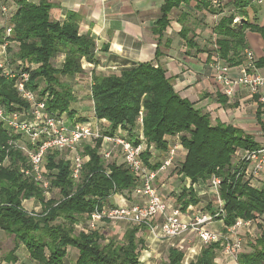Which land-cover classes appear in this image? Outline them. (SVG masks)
Masks as SVG:
<instances>
[{
  "label": "trees",
  "instance_id": "16d2710c",
  "mask_svg": "<svg viewBox=\"0 0 264 264\" xmlns=\"http://www.w3.org/2000/svg\"><path fill=\"white\" fill-rule=\"evenodd\" d=\"M188 1L164 0L152 28L153 34L160 39L169 25L170 11ZM197 1L203 9L215 14L210 0ZM2 5H6L3 0L0 1ZM234 5L244 8L236 0ZM16 7V10L7 7L6 16L0 11V17L6 19V23L0 25V44L8 42L9 62L28 64L26 88L36 92L39 98L47 95V111L65 113L72 118L75 112L71 105L75 98L70 86L61 79L82 73V61L94 64L93 39L78 33V17L73 12L67 14L63 23L51 20L52 4L47 0H39L37 4L20 0ZM234 19L233 14L222 17L213 28L218 56L230 66L241 63V54L247 47L246 30L259 33L264 40V27L248 21L235 24ZM8 27H11V33L6 36ZM179 35L188 47H195L193 38H187L186 29ZM12 42L17 44V50L10 46ZM59 55L64 56L60 68L55 66V58ZM160 55L157 49L155 61ZM262 65L264 60H259L257 66ZM90 79L92 116L109 124L103 134L113 136L117 135L118 129L126 130L127 140L139 143L135 131L141 115L142 136L147 147L152 145L166 153L178 139L185 153L178 173L191 183L219 177L218 194L224 210V217L220 219L226 228L233 226L237 219L255 222L264 214V189L250 186L235 166L237 151L260 148L252 135L232 125L220 122L212 125L207 113L174 91L165 70L153 61L141 62L117 73L91 72ZM13 84V80L0 73V106L7 113L28 108L18 97ZM220 97L219 100L225 103L226 98ZM78 121L85 122L86 118L78 117ZM19 138L0 122V229L13 235L17 243H22L30 258L39 264H64L67 247L78 251L75 264H141L142 241L136 235L146 230L143 225H134L127 230L121 242L115 239L103 242L105 239L97 230L77 232L75 229L80 219H88L93 212L101 210L110 195L134 191L137 185L134 175L124 165L106 163L98 154L100 141L95 148L84 145L82 154L88 156V161L83 166L78 185L69 178L68 164L49 154L46 163L56 171L51 186L58 189L61 197L57 201L46 199L33 181L21 173L25 159L20 150L13 148ZM142 160L153 170L160 164L150 165L147 150ZM28 199L42 204L39 213L29 215L22 208V201ZM178 201L184 205L183 210L189 204H198L191 188L184 189ZM259 226L261 234L252 245V252L239 254L238 264H264V230ZM219 247V243L203 246L196 260L189 264H216ZM166 264H183L182 253L170 248Z\"/></svg>",
  "mask_w": 264,
  "mask_h": 264
},
{
  "label": "crops",
  "instance_id": "0c3cea01",
  "mask_svg": "<svg viewBox=\"0 0 264 264\" xmlns=\"http://www.w3.org/2000/svg\"><path fill=\"white\" fill-rule=\"evenodd\" d=\"M3 1L10 10H16V3L20 0ZM24 1L33 4L39 2V0ZM47 1L52 4L50 10L51 20L63 23L67 14L73 12L78 17V33L80 35H89L94 41V64L82 61V73L74 77H63L61 79L62 83L70 86L75 98L74 103L71 105L75 116L70 118L66 114L70 121L77 122L78 117H80L77 108L80 105V101L89 100L91 106L93 105L90 99L91 72L117 73L124 69H130L138 63L153 61L165 70L166 76L171 80L174 91L181 98L194 103L195 107L199 108L203 113H207L212 125L220 122L238 127L245 133L252 135L259 146L264 145V113L260 110L257 97L246 88L239 89L231 98L226 97L222 92V88L214 81L211 69L212 61L218 56V47L215 44L216 36L213 33L214 26L222 17L233 14L235 15V24L248 21L250 24L264 27V5L257 4L254 0H236L241 5H244V8L240 9L237 5H234L235 0H210L212 4L211 10L215 12L213 14L203 9L197 0H189L187 3L182 2L177 8H173L170 11L168 16L169 25L159 39L157 35L153 34L152 28L160 16V7L164 0ZM243 13L244 16H242ZM4 21L6 23V19L1 18L0 25H3ZM183 29L187 30V38H193V42L196 44L195 47H188L185 40L181 38L179 33ZM245 41L247 43L245 49H251L254 52L257 64L259 60H264V40L262 36L259 33L246 30ZM10 46L17 50L15 42H12ZM157 49H159L161 55L155 61ZM63 60V55L57 56L55 58V66L60 68ZM222 61L225 62L224 60ZM263 66L257 67L262 68ZM238 67L239 64L230 66V72L236 75ZM84 85H88V91L84 89ZM220 96L226 98L225 103L219 100ZM244 109H251L252 111L251 119L257 125V128L252 130L254 133L248 132L242 126L243 120L247 119V117L243 116ZM257 112H259V115H257ZM85 118L88 121L94 117ZM99 127H101L102 132L107 129L100 124ZM256 135L260 137L257 139ZM146 148L150 153V165L162 161L165 152L156 150L152 145L146 146ZM239 151L244 153L247 150ZM184 154L183 150L178 151L172 166L167 171L157 175L154 182L157 192L166 202L167 211L178 209L181 212V217L185 220L203 213L200 211L202 205L208 210L207 213L212 214L218 207V201L217 205H214L211 201L206 200L205 191L202 189L207 188L213 194L212 189L209 187L211 178L204 182L191 183L190 179L178 173L179 165L184 160ZM106 163L124 165L121 159ZM243 178L250 186L264 189V170L253 181L248 180L245 174ZM189 188L192 189L193 194L198 199V204H189L183 210L182 207L184 205L180 204L178 198L184 189L188 190ZM60 197L58 189L51 188L46 199L57 201ZM143 202L144 199L141 195L134 193V191H125L121 194L110 195L103 202V205L104 207L112 208L131 206ZM21 205L25 211L34 210L39 213L42 209V204L35 199L23 200ZM88 219L82 218L79 220L75 225L77 232L90 231L87 226ZM158 222L160 223L161 219ZM259 225L264 230V214L255 222L253 221L252 226L245 229L242 228L239 231L242 243L239 254L252 252V245L261 234ZM132 227H134L132 224L112 223L103 220L97 224L95 230L104 237L105 240L103 242L109 240L104 235L105 232L109 231L112 232L113 236L119 235V237H112L111 239L118 241V238L122 236L121 240L119 239V242H121L125 232ZM205 228L219 233L226 232V227L220 218L214 219L210 224L205 225ZM136 236L142 241V250L140 252L142 259L141 261L139 259L141 264H143L142 262L148 264L150 254L159 249L165 250V262H167L170 248L180 251L182 253V263L189 264L196 260L203 248L196 234L190 231L171 239L164 238L158 231L152 234L147 229L139 231ZM248 236L251 239H248ZM245 238L250 240L249 246L245 245L247 243ZM146 248L149 250H146ZM77 258L78 251L75 248L67 247L64 264H75ZM215 263L232 264V261L230 258L227 259L223 256L219 247L216 250ZM0 264L39 263L30 258L25 246L22 243H17L13 235L7 234L0 229Z\"/></svg>",
  "mask_w": 264,
  "mask_h": 264
},
{
  "label": "built area",
  "instance_id": "2783aa9c",
  "mask_svg": "<svg viewBox=\"0 0 264 264\" xmlns=\"http://www.w3.org/2000/svg\"><path fill=\"white\" fill-rule=\"evenodd\" d=\"M1 1V0H0ZM264 5V0H254ZM1 14L6 16L7 7L0 6ZM236 22V21H235ZM11 33V27L6 29V36ZM8 42L0 44V73L7 79L13 80V88L28 108L22 111L7 113L0 106V122L10 131L20 136L14 143L26 161V167L21 170L24 176H30L41 189L43 196H49L51 183L46 178V159L53 152L62 154L67 152L69 178L74 185L81 183L84 162L88 157L82 154L81 146L87 145L95 148L94 144L100 141L99 156L105 161L122 160L124 166L136 178L134 193L143 197V203L131 206L102 207L93 212L88 219V229L95 230L97 224L105 220L112 223L122 222L132 225H143L150 233L158 231L164 238L179 237L187 232H195L202 246L210 243H219L223 256L230 258L232 264L237 263L241 250V237L239 231L253 225L252 220L237 219L235 224L226 228L225 233L210 231L205 225L214 219L224 217L222 202L219 199L218 189L220 179L212 176L209 187L218 201L214 214L200 213L191 219H183L178 209L167 211L166 202L158 194L154 182L157 175L167 171L173 163L177 152L182 150L178 139L174 145L168 147L164 158L156 169L147 167L142 155L146 145L142 136V118L136 122V133L139 143L134 144L127 140L128 132L118 129L117 135L103 134L101 127L108 128L105 120L93 118L85 122H72L65 113H52L46 110L47 95L39 98L36 92L26 88L29 81V67L26 62H9ZM214 81L222 88L226 97L231 98L239 89L246 88L257 97L260 110L264 113V66L257 67V59L251 49L242 52L241 63L236 75L230 72V66L217 56L211 63ZM98 125V126H97ZM122 136V137H121ZM82 154V155H81ZM236 167L240 173L253 181L264 170V145L256 150H247L244 153L237 151L234 155ZM29 215L35 213L26 211ZM161 219L159 223L158 220Z\"/></svg>",
  "mask_w": 264,
  "mask_h": 264
},
{
  "label": "rangeland",
  "instance_id": "374dc122",
  "mask_svg": "<svg viewBox=\"0 0 264 264\" xmlns=\"http://www.w3.org/2000/svg\"><path fill=\"white\" fill-rule=\"evenodd\" d=\"M6 6V5H5ZM7 7V6H6ZM1 19V18H0ZM236 23V22H235ZM238 23V22H237ZM100 73V71L98 72ZM102 73H107V72H102ZM42 85H40V87H42ZM84 89H88V85H84ZM88 91V90H87ZM86 100V99H85ZM247 107V106H246ZM78 110H79V114H80V117H90L92 116V106H91V103L89 102V100H86V101H80V105L77 106ZM243 116L247 117V119L243 120V123H242V126L245 127V129L248 130V132H253L252 130H254L255 128H257V125L255 124V122L251 119L252 117V111L251 109H244L243 111ZM258 130V129H257ZM260 136L259 135H256V138L258 139ZM94 146H99L97 143L94 144ZM13 148L18 150L16 148L15 145H13ZM85 148H84V145L81 146V151H84ZM21 155L23 156V154L21 153ZM51 155H56L55 159L58 160H62L64 162H66L67 164H69L68 162V156L69 154L67 152L65 153H62V154H59V153H56V152H53ZM82 155V154H81ZM24 157V156H23ZM25 159V158H24ZM47 162V160L45 161ZM86 163V162H84ZM85 165V164H84ZM21 167L24 169L26 167V161L21 165ZM45 169L46 171L48 172V174L46 175V178L50 181V183L52 182L53 178L55 177V174L56 171L54 169H51L50 167H48L47 163H46V166H45ZM26 177L29 181H33V179L30 177V176H24ZM33 183L39 188V186L37 185L36 182L33 181ZM51 188H53L51 186ZM50 188V189H51ZM40 189V188H39ZM204 189L203 191H205V197H206V200H209L211 201L214 205H217V198L214 194H212V192H210L209 190H207V188H202ZM41 190V189H40ZM162 193V192H161ZM52 194V192H51ZM209 202V203H211ZM22 204V203H21ZM212 205V204H211ZM201 212H203L204 214H209L207 213L208 210L206 209V207H204L202 205L201 209H200ZM31 212L33 213H36L34 210H32ZM195 234V232H193ZM104 235L107 237V239H111L112 237H119V235H114L112 234L111 231L109 232H105ZM247 236V235H246ZM243 237H244V234H243ZM122 238V236L120 238H118V241H120ZM248 239H251L250 236L247 237ZM120 239V240H119ZM246 239V238H245ZM246 239L247 243L245 244L246 246H249L250 244V240ZM186 243V241H185ZM146 250H149L146 248ZM166 258V253H165V250H155L153 254H150V258H149V262L148 264H165V259ZM140 261H141V257L139 258ZM152 261V262H151ZM144 264V262H142Z\"/></svg>",
  "mask_w": 264,
  "mask_h": 264
}]
</instances>
